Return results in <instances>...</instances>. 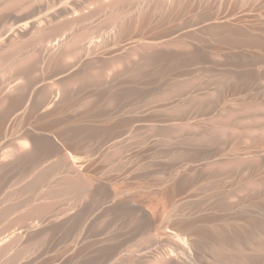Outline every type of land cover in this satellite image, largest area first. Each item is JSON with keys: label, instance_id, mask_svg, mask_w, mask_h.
<instances>
[{"label": "bare ground", "instance_id": "1", "mask_svg": "<svg viewBox=\"0 0 264 264\" xmlns=\"http://www.w3.org/2000/svg\"><path fill=\"white\" fill-rule=\"evenodd\" d=\"M0 264H264V0H0Z\"/></svg>", "mask_w": 264, "mask_h": 264}]
</instances>
